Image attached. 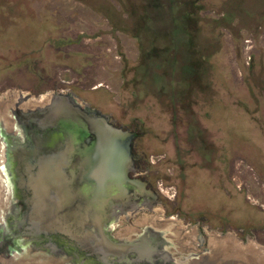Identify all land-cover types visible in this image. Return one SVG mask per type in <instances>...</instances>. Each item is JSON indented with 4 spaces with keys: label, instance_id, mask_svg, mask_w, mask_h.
<instances>
[{
    "label": "rangeland",
    "instance_id": "rangeland-1",
    "mask_svg": "<svg viewBox=\"0 0 264 264\" xmlns=\"http://www.w3.org/2000/svg\"><path fill=\"white\" fill-rule=\"evenodd\" d=\"M58 89L136 133L189 240L264 255V0H0V98Z\"/></svg>",
    "mask_w": 264,
    "mask_h": 264
},
{
    "label": "water",
    "instance_id": "water-1",
    "mask_svg": "<svg viewBox=\"0 0 264 264\" xmlns=\"http://www.w3.org/2000/svg\"><path fill=\"white\" fill-rule=\"evenodd\" d=\"M135 138L75 96L0 98V231L10 229L22 253L0 264H264V255L230 242L182 260L155 225L141 244L112 235L126 211L160 203L130 176Z\"/></svg>",
    "mask_w": 264,
    "mask_h": 264
},
{
    "label": "flooded vegetation",
    "instance_id": "flooded-vegetation-1",
    "mask_svg": "<svg viewBox=\"0 0 264 264\" xmlns=\"http://www.w3.org/2000/svg\"><path fill=\"white\" fill-rule=\"evenodd\" d=\"M54 93H63L70 96L78 97L82 101V103L88 105L91 109H94L91 107V105L88 102H84L79 95L75 94L71 90L66 91L63 89L62 90L58 89L57 91H53V94ZM48 96L49 95H47L46 97ZM42 97L43 96H41L36 100L43 101L44 99H41ZM120 127L122 126L120 125ZM134 134L136 135V133ZM137 138L138 137L136 135L135 140ZM135 140H134V148H133L134 164L132 168L133 171H131L130 176L131 178L144 181L146 183L147 189L150 190L153 194L157 195L154 189L151 187V184L148 181H146L145 178L143 177L146 172V169L149 171L150 168L145 165L143 166L141 157L135 153ZM157 197L160 200V197L158 195ZM145 202L146 201H144L143 204H140V206H138L139 211L137 214L133 213L134 211H130V212L126 211V213L121 215L118 223V228L116 231H114V233H112V235L117 236L116 238L122 241L124 246L130 244H134V245L141 244L140 242H142V239L144 238L143 235L147 232H150V228H152L155 225L157 228L160 229L165 228L164 231L166 232V235L163 238L172 240V243L174 245L173 250L175 252L182 254L180 256V259L182 260L187 259L189 253L204 254L206 252L205 250H207L208 248L204 247V242L202 239H200V244L197 243L196 237L194 238V240L193 238L190 237L189 240L187 234H184L181 230L182 229L181 221L177 217H174V215H169L166 209H162L158 207V205H160L161 203V200L160 203L158 204L145 203ZM197 229L199 230V228ZM147 236H149V234ZM152 238L155 237L150 236L149 240H151ZM20 242L21 241L18 242V239L15 237L14 233L10 232V229H6L3 232L0 231V259L3 258L5 260L7 259L8 262L10 261L12 262L13 258L15 259L17 258V256L22 254L16 252L15 250L17 248L21 249ZM180 248L182 249L183 252L181 250H178ZM132 257L136 258L137 256L135 253H133ZM144 264H173V263L162 260V262H156V263L146 262ZM182 264H189V263L182 262ZM195 264H200V263H195Z\"/></svg>",
    "mask_w": 264,
    "mask_h": 264
},
{
    "label": "trees",
    "instance_id": "trees-1",
    "mask_svg": "<svg viewBox=\"0 0 264 264\" xmlns=\"http://www.w3.org/2000/svg\"><path fill=\"white\" fill-rule=\"evenodd\" d=\"M190 4V3H188ZM196 3H194V6H191L190 4V10L192 11L194 9L193 14L191 16H188L187 15V20H185V24L187 25V27H191L190 29H197L195 25H197V23L194 24V22L196 21V17H195V11L198 9V10H201V7H196L195 5ZM175 8V7H174ZM131 17L132 19H134V15L131 14ZM189 18V19H188ZM193 22V23H192ZM187 30H190L188 29ZM126 30V29H125ZM132 29H127V31L131 32V33H136V32H139L140 33V30L142 29H138V28H133V30L131 31ZM193 32H196L197 30H192ZM187 36H189L190 34L187 32L186 34ZM187 39L189 40V38L187 37ZM187 49L190 51V54L194 57H196L197 59H195V62L194 64L196 65V67L198 68L199 70V73H201V76L199 78V83L201 82H204V78L206 79V76H207V73L208 72V68L207 66H205V62L207 63V61L210 59L211 55H209V48L208 47H204V45H200V44H197L195 41H190L189 40V43H188V47ZM194 64L192 67H194ZM205 66V67H204ZM206 87L205 88H208V85L206 84V82L203 83ZM202 84V85H203ZM253 225V224H252Z\"/></svg>",
    "mask_w": 264,
    "mask_h": 264
},
{
    "label": "bare ground",
    "instance_id": "bare-ground-1",
    "mask_svg": "<svg viewBox=\"0 0 264 264\" xmlns=\"http://www.w3.org/2000/svg\"><path fill=\"white\" fill-rule=\"evenodd\" d=\"M44 99H45V98H44ZM39 102H41V103H42L43 101H39Z\"/></svg>",
    "mask_w": 264,
    "mask_h": 264
}]
</instances>
